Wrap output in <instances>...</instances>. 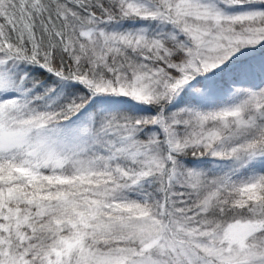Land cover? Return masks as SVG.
Masks as SVG:
<instances>
[{
  "label": "snow or ice",
  "instance_id": "obj_1",
  "mask_svg": "<svg viewBox=\"0 0 264 264\" xmlns=\"http://www.w3.org/2000/svg\"><path fill=\"white\" fill-rule=\"evenodd\" d=\"M0 264H264V0H0Z\"/></svg>",
  "mask_w": 264,
  "mask_h": 264
}]
</instances>
